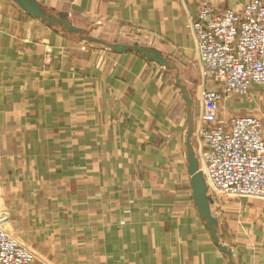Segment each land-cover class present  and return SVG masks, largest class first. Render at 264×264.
Instances as JSON below:
<instances>
[{"label":"crops","instance_id":"crops-1","mask_svg":"<svg viewBox=\"0 0 264 264\" xmlns=\"http://www.w3.org/2000/svg\"><path fill=\"white\" fill-rule=\"evenodd\" d=\"M38 1L88 32L97 25L107 43L156 49L167 66L87 48L61 24L0 0V225L48 264H230L188 171L199 90L214 86L190 27L201 1ZM218 110L226 121L264 117V84ZM221 202L218 234L233 260L264 264V199Z\"/></svg>","mask_w":264,"mask_h":264},{"label":"built area","instance_id":"built-area-1","mask_svg":"<svg viewBox=\"0 0 264 264\" xmlns=\"http://www.w3.org/2000/svg\"><path fill=\"white\" fill-rule=\"evenodd\" d=\"M200 1L190 27L201 75L214 86L209 89L203 83L200 88L197 153L213 212L217 200L264 199L263 115H238L226 121L218 114L219 104L227 98L264 84V0H247L240 10L227 7V0ZM0 264L48 263L0 225Z\"/></svg>","mask_w":264,"mask_h":264},{"label":"water","instance_id":"water-1","mask_svg":"<svg viewBox=\"0 0 264 264\" xmlns=\"http://www.w3.org/2000/svg\"><path fill=\"white\" fill-rule=\"evenodd\" d=\"M15 2L25 12H27L34 18L41 19L49 24H61L65 30L71 33L79 34L80 37H82V34L87 32L83 28L74 25L68 19L66 14H60L59 17H57L53 14L47 13L38 0H15ZM87 40H89L90 42H95L107 46L114 53L137 52L161 66H167V60L163 56H161L156 49L143 47L138 42H134L133 44L119 42L107 43L94 36H88ZM177 84L181 88V91L183 92L188 105H191L192 100L190 98L188 90L185 86L180 84L179 79H177ZM187 160L188 171L191 177L190 183L192 197L199 212V215L201 219L206 223V226L209 229L211 237L216 246L228 256L230 264H236V262L233 260L232 250L228 246L224 245L220 240L218 234L219 219L212 212V197L208 193V186L206 180L204 178L203 173L199 170L198 156L196 154V151L192 147L190 141L188 142Z\"/></svg>","mask_w":264,"mask_h":264},{"label":"rangeland","instance_id":"rangeland-1","mask_svg":"<svg viewBox=\"0 0 264 264\" xmlns=\"http://www.w3.org/2000/svg\"><path fill=\"white\" fill-rule=\"evenodd\" d=\"M88 30L90 32H87L82 34L80 37V35H74L75 36V42L77 44H81L82 46H86L87 48H90V49H98L100 51H107L108 47L107 46H104L102 44H99V43H95V42H90L89 40H87V37L88 36H94V37H99L101 36L103 33L102 31L96 26H91L88 28ZM138 42V41H137ZM205 81V80H204ZM253 88V87H252ZM252 90V89H251ZM246 95H250V92ZM233 96H236V95H233ZM232 97V96H231ZM230 98V97H229ZM199 99H200V102L202 104V109H203V103H202V99H201V96H200V90H199ZM219 108V106H218ZM219 111V110H218ZM201 113H202V110H201ZM219 114V113H218ZM220 116V115H219ZM222 200H217L216 203L214 204L213 206V212L215 213V215H217L218 217H220L222 215V209H221V206H222ZM221 218V217H220Z\"/></svg>","mask_w":264,"mask_h":264},{"label":"bare ground","instance_id":"bare-ground-1","mask_svg":"<svg viewBox=\"0 0 264 264\" xmlns=\"http://www.w3.org/2000/svg\"><path fill=\"white\" fill-rule=\"evenodd\" d=\"M246 115H248V114H246Z\"/></svg>","mask_w":264,"mask_h":264}]
</instances>
